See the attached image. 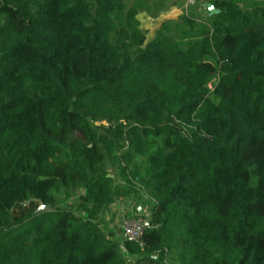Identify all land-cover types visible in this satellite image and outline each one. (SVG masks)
Instances as JSON below:
<instances>
[{
    "label": "trees",
    "instance_id": "obj_1",
    "mask_svg": "<svg viewBox=\"0 0 264 264\" xmlns=\"http://www.w3.org/2000/svg\"><path fill=\"white\" fill-rule=\"evenodd\" d=\"M165 1L0 0V264H264V0L148 39ZM134 192L143 245L97 218Z\"/></svg>",
    "mask_w": 264,
    "mask_h": 264
},
{
    "label": "rangeland",
    "instance_id": "obj_2",
    "mask_svg": "<svg viewBox=\"0 0 264 264\" xmlns=\"http://www.w3.org/2000/svg\"><path fill=\"white\" fill-rule=\"evenodd\" d=\"M176 2L174 5L162 11L158 16L150 15L146 12L138 14L137 18L141 22V28L146 32L147 38L152 39L161 23L165 20H178L185 14L195 16L200 23H208L209 25V10L208 4H212L210 0H172ZM171 1V2H172ZM169 4V0L165 1V5ZM192 4V5H191ZM245 2H241V5ZM201 38V31L197 29L190 32L188 35L178 40L181 47H184L191 42ZM100 124V123H99ZM104 124H107L106 122ZM110 176L115 182L125 184L121 172L117 168H109ZM81 191L73 192L71 196L66 197L64 207L75 210L77 208V201L82 198ZM145 194V192H143ZM142 194V195H143ZM61 198H64L62 196ZM147 195L139 196L133 193L131 196H124L119 201L115 202L108 209H104L97 215L100 225L104 228L107 234L111 233L112 238L118 241L125 237V229L123 222L135 216L143 215L148 218L151 217L152 204L148 201Z\"/></svg>",
    "mask_w": 264,
    "mask_h": 264
},
{
    "label": "built area",
    "instance_id": "obj_3",
    "mask_svg": "<svg viewBox=\"0 0 264 264\" xmlns=\"http://www.w3.org/2000/svg\"><path fill=\"white\" fill-rule=\"evenodd\" d=\"M123 225L125 229V237L127 238V240L139 243L140 245H143L142 237L144 231L147 228L152 227L150 219L143 215L130 218L127 221L123 222Z\"/></svg>",
    "mask_w": 264,
    "mask_h": 264
},
{
    "label": "water",
    "instance_id": "obj_4",
    "mask_svg": "<svg viewBox=\"0 0 264 264\" xmlns=\"http://www.w3.org/2000/svg\"><path fill=\"white\" fill-rule=\"evenodd\" d=\"M208 8H209V10H212L211 11L212 13H219V10L216 9L213 4H208ZM40 208H41V210L49 209L50 208V205H47V206L41 205Z\"/></svg>",
    "mask_w": 264,
    "mask_h": 264
}]
</instances>
